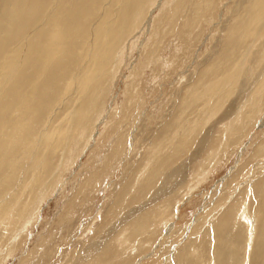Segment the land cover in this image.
Returning <instances> with one entry per match:
<instances>
[{
  "label": "rangeland",
  "instance_id": "obj_1",
  "mask_svg": "<svg viewBox=\"0 0 264 264\" xmlns=\"http://www.w3.org/2000/svg\"><path fill=\"white\" fill-rule=\"evenodd\" d=\"M156 1L112 52L122 59L115 81L78 84L71 68L50 102L41 92L26 100L27 151L10 153L0 176L12 219L0 220V264H247L246 206L258 219L254 242L264 225V13L258 0ZM20 183L24 193L12 192ZM35 197V220L20 225L18 210Z\"/></svg>",
  "mask_w": 264,
  "mask_h": 264
},
{
  "label": "bare ground",
  "instance_id": "obj_2",
  "mask_svg": "<svg viewBox=\"0 0 264 264\" xmlns=\"http://www.w3.org/2000/svg\"><path fill=\"white\" fill-rule=\"evenodd\" d=\"M174 1H176V0H173V3H174ZM166 3H167L166 4L167 7H170V4H168V2H166ZM149 4H150V0H0V176H3V177L5 176L4 175L5 168L7 167L8 162L11 161V160H9L10 155H11L10 153L16 152L18 149H19V152H20V150H22L21 152H23L24 147H22V146H23V143H24L23 140L25 137L24 136L25 126L24 125H26L25 123H26V111H27V108H25L27 106L26 100L31 99L36 103V100L39 96V93L41 92L43 94L42 98H45L41 103V104H43V102L45 100H48V98H50L51 94H53V96L54 95L56 96L58 94V92H60L61 88L64 91L65 88L68 86V82H69V81H67V79H68L67 76L72 73V70L77 71L75 73L76 77L74 76V79H73V77H72V79L73 80L77 79L78 84L82 83L83 81H86V82L88 81V82L93 83V81L96 79L99 81H101L103 79L102 82L108 83L111 79L114 78L113 76L116 75L115 74L116 71H118V68H120V67H118V68L116 67V70H115L114 67L117 64H120L121 56H119V58L116 59L115 57H113L112 52H114L116 50V52L119 53L118 52L119 50L117 51V49L119 47L122 49V51L125 50L126 47L124 46L125 45L124 39H125L127 33L130 32L128 30L133 29L135 24H141L142 23V21L145 19V16H147L146 11L148 9H150ZM162 4L163 3H159L158 7H163ZM155 6H157V5H155ZM257 6H261L262 12L260 11L261 12L260 13L259 9L256 10V12L258 11V15H262L264 13V0H258V3L256 5H254L253 7H257ZM162 10H164V9H162ZM252 11H254V10L252 9ZM113 12H114V14H112ZM149 12H151V11H149ZM257 17L258 16L256 15L255 18H253V17H251V18L253 20H255V19H258ZM260 17L262 19H264V14H263V16H260ZM252 21H251V23H252ZM263 21H261V22L264 24ZM259 22H260V18H259ZM241 24H243V23H241ZM258 24L259 23H257V25ZM143 25H144V23H143ZM254 28H255V26H253L252 28L250 27V29H248V31L246 33H247L248 38L253 37L254 42H256L255 41L256 35L254 36V34H255ZM256 28H257V26H256ZM261 28H260V32L258 35V41L261 38L262 33L264 32V29L261 30ZM146 29H147V31L150 30L147 27H146ZM256 30H258V28ZM130 38H132V36ZM136 38H138V37H135L134 39H136ZM134 39H132V40H134ZM137 41H139V39L132 42V43L135 45V42L137 43ZM129 42H131V41H129ZM138 44H140V43H138ZM148 44L149 43H147V45ZM133 47H135V46H133ZM139 47H140V45H139ZM121 49H120V52H121ZM110 55H112V56H110ZM121 55H123V54L121 53ZM151 56H152V54H151ZM152 58L154 59L153 56H152ZM157 58L160 59L161 57L160 58L157 57ZM111 59L113 61H116L115 64L112 65ZM153 59H152V61L150 60L151 61L150 63H152V64L155 63V62L153 63ZM121 61H122V59H121ZM155 61L157 63L156 59H155ZM158 63H160V62L158 61ZM143 64H145V63H143ZM143 64H141V65H143ZM71 68H72V70H71ZM143 68H144V66H143ZM147 68H148V66H147ZM47 69H49V70H47ZM138 69H137V71H138ZM69 70L71 72H69ZM47 71H49V72H47ZM234 71H236V69ZM234 71H233V75L235 76ZM132 72H133V70H132ZM52 73H55L53 77H50L49 79L46 78V77L51 76ZM143 73H145V72H143ZM43 75L46 78V83L53 82V83H51V85L53 84L52 86L46 84L47 87H43L44 84L42 85V83L40 81L41 77ZM163 75H165V74H163ZM160 76H161V74H160ZM230 78H232V77H230ZM69 79H71V77ZM131 80H133V79H131ZM217 81H219V80H217ZM71 82H72V80H71ZM99 83H101V82H99ZM84 84H86V83H84ZM59 85H60V87H59ZM218 85H221V84L218 83ZM236 85H237V83H236ZM89 89H90V87H89ZM39 90H41V91H39ZM53 90H55V91L52 92ZM62 90H61V92H62ZM82 90H84V89L82 88ZM100 90H98V91L100 92ZM80 91H81V89H80ZM77 92H79V90ZM75 93H76V91H75ZM75 93H74V95H75ZM83 93H84V91H83ZM90 93H93V92H90ZM78 94H76V95H78ZM110 94H111V92L108 95H110ZM80 95H82V94H80ZM90 95H92V94H90ZM90 95H88V96H90ZM85 96H87V95H85ZM60 97H62V96H60ZM71 97H73V95ZM70 99H72V98H70ZM56 100H57V98L55 99V101ZM49 102H48V104H50ZM62 102L61 103L64 104L65 101H62ZM57 103L59 104L60 102H57ZM86 103H88V102H86ZM54 104H56V103H54ZM70 105H72V104H70ZM30 106H32V105H30ZM52 106H54V105H52ZM52 106H49L50 109H52ZM39 107L41 108V106H39ZM55 107H58V106H55ZM94 108H96V107H94ZM32 111H35L34 112L35 114L38 113V112H36V109L34 107L32 108L31 112ZM27 113H29V112H27ZM47 114H48V112H47ZM31 115H33V114H31ZM75 116H77V115H75ZM96 116H99V115H96ZM100 117H101V115H100ZM70 118H68V119H70ZM37 119H38V117L36 118V120ZM71 119H73V118H71ZM43 121H42V123H40V124H42L41 126H43V124L45 122V121L44 122ZM90 122H92V121H90ZM100 122H101V120H100ZM31 123L29 122V127L32 126ZM80 123L81 122H79V124ZM33 124H35V123H33ZM49 124H50V122H49ZM51 125H53V124H50V126ZM85 126H86V124H85ZM89 126H90V124H89ZM77 127H79V125ZM86 130H88V129H86ZM49 132H50V130H49ZM28 136L27 137L30 138V135H28ZM34 136H35V133H34ZM56 136H58V134ZM89 136L90 135H88V137ZM83 138H84V135H83ZM31 139H32V137H31ZM186 139H183V141L184 140L186 141ZM33 140H31V141H33ZM44 145H45V143H44ZM53 145H52V147H53ZM28 146H30V141L28 142ZM49 146L50 145H48V147ZM86 146H87V143H86ZM35 148H36V145H35ZM24 149L27 151L26 148H24ZM82 149L84 150V148H82ZM33 150L31 149L28 151H32V153H33ZM35 151L37 153L36 149H35ZM74 151H75V149H74ZM29 153H31V152H28V154ZM28 154H27V156H28ZM70 154L71 153H69V155ZM255 155H257V154H255ZM37 156H38V154H37ZM263 156H262V159L264 158ZM22 157H24V156H22ZM38 158H39V156H38ZM258 158H260V157H258ZM26 161L28 162L27 165L29 166V168H28L29 170L31 168L37 169L34 165L32 167L30 166V163H29L30 158H28ZM9 164L11 166L13 164V162H10ZM21 169L22 168H20L18 171L20 172ZM22 171H24V169H22ZM33 173L34 172L31 173L32 176H34ZM21 175H19V177ZM36 176H38V175L36 174ZM23 177H24V175H23ZM0 178H2V177H0ZM7 178L8 177H7V173H6L5 179H7ZM10 181H11V179L8 182H10ZM30 185H31V183H30ZM23 187H26V186H23ZM47 188H48V186H47ZM24 189H26V188H24ZM33 189H34V187H33ZM9 190H12V189H9ZM14 191L20 192V193H22L24 191L22 186H21V183H20L19 187L13 188L12 192H14ZM36 193H38V192H36ZM36 193H35V195H36ZM6 196H8V195H6ZM10 196H9L8 200L5 201V203L8 204L9 201L12 202V198H10ZM262 196H264V194H262ZM17 199H19V198L17 197ZM37 199H38V197H35V200L32 199L33 201H30V203L31 202H33V203L28 205L24 214H22V213L20 214L21 211L18 210V215H17L18 219L17 220L21 221V222L18 221L19 223H21L20 225L23 224V226H24L26 223H28V222L32 223L35 220L34 216L36 217V215H34V214L37 213L36 212V210H37ZM26 200H28V198ZM228 200H230L229 197H228ZM223 201H224V199H223ZM15 202H17V201H15ZM3 204H4V202H3ZM3 204H1V206H0V207L3 206L2 208H0V211H2L4 215H1L3 217L0 218V220L2 219L3 223L5 225L6 223L10 222V221L8 222L7 219L8 218L11 219V217H10L11 213L7 212L8 209H6L5 208L6 206ZM11 204H13V203H11ZM218 204H220V203H218ZM224 204H223V206H224ZM18 205L19 204H17V206ZM262 205H263V203H262ZM226 206H228V203L226 204ZM7 207L10 208L9 206H7ZM4 208H5V210H4ZM247 208L249 209V205L246 206V210H247ZM241 209H243V207ZM29 210H30V215H28ZM246 210L242 214V219L246 222L245 225L248 226V229H249L248 232H250V235H248V237L250 239V241L248 242L249 244L247 246L245 245L246 247H248L247 251H246V247H245V255H248L247 264H251V261L258 262V264L259 263L264 264V225L262 227L259 226L260 227L259 233H258V236H256L258 238V240H256L254 242V238H255L254 236L257 234L258 219H257L255 212L253 215H251L250 212H247ZM257 211H258V209H257ZM260 212H262V211H260ZM259 214H262V213H259ZM208 216H209V214H208ZM228 217H229V215L226 214V218L224 219V224H222V225H226L225 220ZM237 217H239V216H237ZM214 219H215V217H213V220ZM230 219H232V218L230 217ZM263 219H264V217H263ZM243 220H241V221L243 222ZM11 221H12V219H11ZM157 224H158V222H157ZM235 224L237 225L238 223H235ZM263 224H264V222H263ZM4 225H3V227L5 228ZM8 226L11 227L10 223H9V225L6 224V227H8ZM2 231H4V229ZM170 231H171V229L167 230L165 233L168 234ZM10 239H11V237H10ZM194 249L191 251L196 253L197 254L196 257L199 258V254H200L199 250L200 249L199 248H194ZM232 258H234V255ZM208 260H210V262H208L209 264H215V263H213L214 260L212 258H209ZM245 262L246 261L244 260V264H245ZM231 264H234V262L233 263L231 262Z\"/></svg>",
  "mask_w": 264,
  "mask_h": 264
}]
</instances>
